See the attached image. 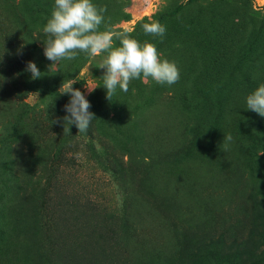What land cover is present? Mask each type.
I'll use <instances>...</instances> for the list:
<instances>
[{"label":"rangeland","instance_id":"obj_1","mask_svg":"<svg viewBox=\"0 0 264 264\" xmlns=\"http://www.w3.org/2000/svg\"><path fill=\"white\" fill-rule=\"evenodd\" d=\"M92 2L101 30L153 43L180 80L109 101L104 54L45 57L54 0H0V264H264V118L246 108L264 83V0ZM154 21L163 38L144 32ZM69 79L96 116L87 132L52 123Z\"/></svg>","mask_w":264,"mask_h":264},{"label":"clouds","instance_id":"obj_2","mask_svg":"<svg viewBox=\"0 0 264 264\" xmlns=\"http://www.w3.org/2000/svg\"><path fill=\"white\" fill-rule=\"evenodd\" d=\"M104 7H97L92 0H54V8L43 27L46 35L44 55L52 62L74 60L80 53L103 59L96 65L103 69V88L106 98L112 101L117 89L128 92L133 80H149L160 85H173L180 80V70L175 61L162 59L156 46L144 41L140 43L131 37L128 30H101L105 23ZM146 34L160 37L166 33V26L158 21L142 25ZM25 71L32 79L41 77V72L34 61H28ZM74 80L63 83L60 94L69 95L70 99L63 107L66 115L52 123L62 124L64 130L75 125L78 132H87L96 118L90 111L91 104L85 94L73 87ZM97 87V86H96ZM95 87L89 88V92ZM246 108L264 118V83L246 96ZM230 134L224 136V148L232 141ZM264 153V151H261Z\"/></svg>","mask_w":264,"mask_h":264},{"label":"trees","instance_id":"obj_3","mask_svg":"<svg viewBox=\"0 0 264 264\" xmlns=\"http://www.w3.org/2000/svg\"><path fill=\"white\" fill-rule=\"evenodd\" d=\"M24 106H26V104L19 106V108L21 110L20 113H18L19 108L16 110L17 112H15V114H16V125L14 128V132L16 133V136L21 134V131H22L21 128L24 125L25 118L28 117V114H29L28 110L24 109Z\"/></svg>","mask_w":264,"mask_h":264}]
</instances>
